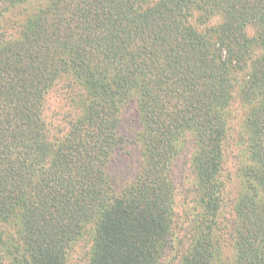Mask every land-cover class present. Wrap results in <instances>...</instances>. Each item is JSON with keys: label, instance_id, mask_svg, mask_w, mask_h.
<instances>
[{"label": "trees", "instance_id": "trees-1", "mask_svg": "<svg viewBox=\"0 0 264 264\" xmlns=\"http://www.w3.org/2000/svg\"><path fill=\"white\" fill-rule=\"evenodd\" d=\"M65 74L52 135L43 100ZM130 101L138 161L116 188L106 167L126 154ZM237 119L248 164L228 221ZM89 225L87 264H229L226 245L233 264H264V0H0V264H68Z\"/></svg>", "mask_w": 264, "mask_h": 264}, {"label": "rangeland", "instance_id": "rangeland-1", "mask_svg": "<svg viewBox=\"0 0 264 264\" xmlns=\"http://www.w3.org/2000/svg\"><path fill=\"white\" fill-rule=\"evenodd\" d=\"M17 12H20L18 10ZM23 15V13L21 14ZM19 17V16H18ZM21 17V16H20ZM19 19V18H18ZM221 21L219 16H212L209 18L205 26H213ZM192 24L196 26V23L192 21ZM247 35L253 37L255 29L252 26L246 27ZM10 35L15 34V30L7 31ZM68 83L67 74L62 75L58 81L57 86L53 87L49 93L44 97L43 100V117L49 125L50 132L55 135L58 130L56 127H63L65 124L56 118V114L66 115L67 105L63 97L56 91V88L63 86ZM61 90V89H60ZM61 101V102H60ZM60 102V103H59ZM234 106V105H233ZM237 106V104H236ZM241 120V119H240ZM240 120H236L234 128L238 135H242L240 140H232L228 143L224 154V170L221 174L222 181L224 182V202H223V213L226 220H230L233 212V203L237 199L238 195L242 192L245 186V179L243 176V167L248 164L247 153L245 147V140L243 139L242 130L239 128L238 124ZM59 124L60 126H58ZM139 129V122L137 114L135 112V104L133 101L127 103L121 110L120 114V126L118 133L120 137L126 142L125 155L122 156L121 153L115 154L111 160L107 163V172L113 179L115 185H121L123 180L130 176V173L134 171L136 163L138 161L137 149L133 144V136ZM122 150V152H123ZM187 154L185 152L183 155L178 157L172 164L170 170V179L173 183L175 189L174 196V210L179 216L181 215L183 209L190 208L192 205V194H193V174L188 164ZM187 161V162H186ZM233 218V217H232ZM228 220V221H229ZM91 226L89 225L83 234V236L77 241L69 250L67 254L68 264H87L88 252H89V235ZM221 258L229 264H233V252L232 248L226 245L223 249Z\"/></svg>", "mask_w": 264, "mask_h": 264}]
</instances>
